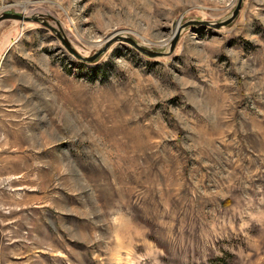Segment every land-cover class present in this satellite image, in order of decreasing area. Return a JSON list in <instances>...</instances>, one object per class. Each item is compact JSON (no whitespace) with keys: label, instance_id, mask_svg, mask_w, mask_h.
Masks as SVG:
<instances>
[{"label":"rangeland","instance_id":"obj_1","mask_svg":"<svg viewBox=\"0 0 264 264\" xmlns=\"http://www.w3.org/2000/svg\"><path fill=\"white\" fill-rule=\"evenodd\" d=\"M237 2L0 0L38 19L0 21V264H264V0L210 26ZM113 33L162 55L67 48Z\"/></svg>","mask_w":264,"mask_h":264},{"label":"water","instance_id":"obj_2","mask_svg":"<svg viewBox=\"0 0 264 264\" xmlns=\"http://www.w3.org/2000/svg\"><path fill=\"white\" fill-rule=\"evenodd\" d=\"M240 5H241V0H238L237 2V5L235 7V9L233 10L231 16L223 21V22H220V23H216V24H211L210 26L214 27V28H218L220 26H223V25H226L228 24L238 13V10L240 8ZM4 19H15V20H22V21H38V19L36 17H24L22 15H17V14H13V13H1L0 14V21L1 20H4ZM199 25V24H202V25H206V22H197V21H189L185 24H183L182 26L178 27L177 31H176V34L171 42V46H170V50H172V48L174 47V44L177 40V35H178V31L180 28H183L185 27L186 25ZM117 40H123L125 42H127L128 44H130L132 47H134L137 51H139L140 53L150 57V58H154V57H157V56H160L162 55V53L160 52H154V51H150V50H147L141 46H139L138 44H136L132 39L130 38H121L120 36H117L115 37L114 39L104 43L103 47L100 48L97 52H95V54H93L92 56L90 57H82L80 55H78L75 51H73L72 49H70V47L67 45V48L68 50L77 58H79L80 60L84 61V62H92L93 60H95L100 54H102L110 44H112L114 41H117Z\"/></svg>","mask_w":264,"mask_h":264},{"label":"bare ground","instance_id":"obj_3","mask_svg":"<svg viewBox=\"0 0 264 264\" xmlns=\"http://www.w3.org/2000/svg\"><path fill=\"white\" fill-rule=\"evenodd\" d=\"M19 21H20L21 26H22V24H28V23H26V21H22V20H19ZM14 23H15V22H14ZM9 25H10V24H9ZM31 25H33V24H31ZM176 28H177V25L175 26L174 30L172 31V34H174V32L176 31ZM177 29H178V28H177ZM117 36H119V34H117V33H113V34H111L110 36L106 37V39L104 40V43H106V42H108V41L114 39V38L117 37ZM9 37H10V36H9ZM10 44H11V43H9V40L4 41V45H3V48H2L1 53H0V60H1V58H2V53H4V52L7 50L8 46H9ZM101 44H102V43H101ZM102 45H103V44H102ZM102 45H100V47H102ZM97 46H99V44H98Z\"/></svg>","mask_w":264,"mask_h":264}]
</instances>
